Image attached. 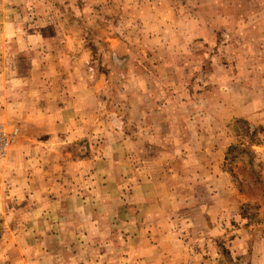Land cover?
Returning <instances> with one entry per match:
<instances>
[{
    "label": "rangeland",
    "instance_id": "374dc122",
    "mask_svg": "<svg viewBox=\"0 0 264 264\" xmlns=\"http://www.w3.org/2000/svg\"><path fill=\"white\" fill-rule=\"evenodd\" d=\"M2 63L53 119L0 120V264H264V0H0Z\"/></svg>",
    "mask_w": 264,
    "mask_h": 264
},
{
    "label": "crops",
    "instance_id": "0c3cea01",
    "mask_svg": "<svg viewBox=\"0 0 264 264\" xmlns=\"http://www.w3.org/2000/svg\"><path fill=\"white\" fill-rule=\"evenodd\" d=\"M20 73L14 65L5 66L2 63L0 67V120H13L20 127L25 122H37L36 126L44 125L41 122L49 121L52 125V119L47 114L46 108L37 111L36 96L39 94L35 91L34 86L29 78L20 81L21 87H18ZM29 85L25 88V85ZM28 111V112H27ZM29 113V115H28ZM44 142V141H43ZM44 146L47 143L44 142Z\"/></svg>",
    "mask_w": 264,
    "mask_h": 264
},
{
    "label": "built area",
    "instance_id": "2783aa9c",
    "mask_svg": "<svg viewBox=\"0 0 264 264\" xmlns=\"http://www.w3.org/2000/svg\"><path fill=\"white\" fill-rule=\"evenodd\" d=\"M9 142L10 139L8 134L2 127H0V160L5 156Z\"/></svg>",
    "mask_w": 264,
    "mask_h": 264
}]
</instances>
